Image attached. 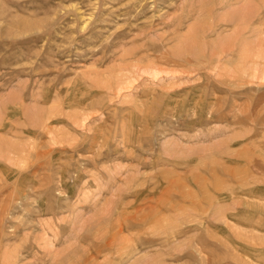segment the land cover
<instances>
[{"label":"rangeland","instance_id":"rangeland-1","mask_svg":"<svg viewBox=\"0 0 264 264\" xmlns=\"http://www.w3.org/2000/svg\"><path fill=\"white\" fill-rule=\"evenodd\" d=\"M0 264H264V0H0Z\"/></svg>","mask_w":264,"mask_h":264},{"label":"bare ground","instance_id":"bare-ground-1","mask_svg":"<svg viewBox=\"0 0 264 264\" xmlns=\"http://www.w3.org/2000/svg\"><path fill=\"white\" fill-rule=\"evenodd\" d=\"M41 248V247H40Z\"/></svg>","mask_w":264,"mask_h":264}]
</instances>
